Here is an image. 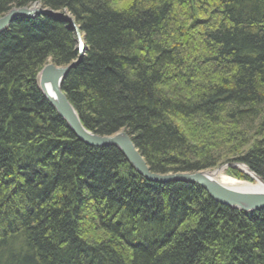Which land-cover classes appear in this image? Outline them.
I'll list each match as a JSON object with an SVG mask.
<instances>
[{
  "label": "trees",
  "instance_id": "16d2710c",
  "mask_svg": "<svg viewBox=\"0 0 264 264\" xmlns=\"http://www.w3.org/2000/svg\"><path fill=\"white\" fill-rule=\"evenodd\" d=\"M35 3L59 14L0 32V264H264V208L147 179L37 83L76 61L63 90L83 124L126 131L154 172L239 161L264 179V0H0V16Z\"/></svg>",
  "mask_w": 264,
  "mask_h": 264
},
{
  "label": "water",
  "instance_id": "95a60500",
  "mask_svg": "<svg viewBox=\"0 0 264 264\" xmlns=\"http://www.w3.org/2000/svg\"><path fill=\"white\" fill-rule=\"evenodd\" d=\"M37 6L38 7H35V5L14 7L6 14L0 16V32L8 28L10 23L17 16L34 17L39 14H59L58 11H54L50 8L41 7L39 4ZM62 14L70 21L72 29L75 32L78 48L80 50V58L86 48L83 35L74 19L69 14H65V12H62ZM75 64L76 61H73L68 65H55L53 62H48L38 71L37 83L48 101L56 108L57 112L67 121L71 130L82 141L92 146H118L137 172L149 180L157 182H169L175 180L194 182L205 188L212 198L231 207L240 208L246 212H252L253 210L264 208V188L242 189L239 187L228 186L215 177L214 171L216 169L169 173L154 172L150 169L146 160L126 131H120L112 135H101L88 129L83 124L77 110L63 90L65 76ZM221 165L222 167H219L218 169L225 167L239 168L240 166H244L246 169V171H244L245 174L253 180L257 179L264 185V179L251 170L245 163L234 161L226 162Z\"/></svg>",
  "mask_w": 264,
  "mask_h": 264
},
{
  "label": "bare ground",
  "instance_id": "6f19581e",
  "mask_svg": "<svg viewBox=\"0 0 264 264\" xmlns=\"http://www.w3.org/2000/svg\"><path fill=\"white\" fill-rule=\"evenodd\" d=\"M34 5H35V7H38L37 3H35ZM236 168H238V167H236ZM238 169H240L243 173H244V171H246L244 166H240ZM224 171H225L224 168L216 169L214 171L215 172V177L218 178L220 180V182H222L223 184H226L228 186H233V187H239V188H242V189H260V188H264V185L262 184V182L258 181L257 179H254V180H250V179L239 180V179L231 178V177L225 175ZM238 209H240V208H238ZM253 211H255V210H253Z\"/></svg>",
  "mask_w": 264,
  "mask_h": 264
},
{
  "label": "rangeland",
  "instance_id": "374dc122",
  "mask_svg": "<svg viewBox=\"0 0 264 264\" xmlns=\"http://www.w3.org/2000/svg\"><path fill=\"white\" fill-rule=\"evenodd\" d=\"M34 5V4H33ZM32 5V6H33ZM219 167H222V165H219V166H217V167H215V168H212L213 170H215V169H218ZM211 169V170H212ZM225 169V175H227V176H229V177H231V178H235V179H239V180H243V178H240V177H238V176H236L235 174H234V170H236V171H240V173H243L240 169H238V168H236V167H225L224 168ZM239 173V174H240ZM244 174V173H243ZM253 180V179H252Z\"/></svg>",
  "mask_w": 264,
  "mask_h": 264
}]
</instances>
